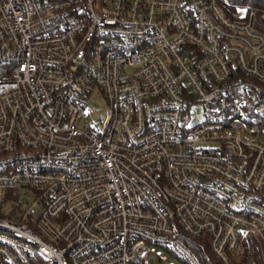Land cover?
<instances>
[{"label": "built area", "instance_id": "built-area-1", "mask_svg": "<svg viewBox=\"0 0 264 264\" xmlns=\"http://www.w3.org/2000/svg\"><path fill=\"white\" fill-rule=\"evenodd\" d=\"M227 7L0 0V264H264V34Z\"/></svg>", "mask_w": 264, "mask_h": 264}, {"label": "trees", "instance_id": "trees-1", "mask_svg": "<svg viewBox=\"0 0 264 264\" xmlns=\"http://www.w3.org/2000/svg\"><path fill=\"white\" fill-rule=\"evenodd\" d=\"M227 3L230 13L244 10L248 14L253 11L255 13L254 28L264 34V0H227ZM187 245L202 264H222L212 256L208 246L201 239H188ZM231 264H261L258 255L255 253L254 244L248 241L242 251L231 260Z\"/></svg>", "mask_w": 264, "mask_h": 264}, {"label": "rangeland", "instance_id": "rangeland-1", "mask_svg": "<svg viewBox=\"0 0 264 264\" xmlns=\"http://www.w3.org/2000/svg\"><path fill=\"white\" fill-rule=\"evenodd\" d=\"M239 13L241 15L244 14V10H239ZM199 113V109H195L191 112L192 119H195V114ZM85 114L88 116V119L92 121V123L99 122V120H102V127L105 125L109 118V110L108 107L103 100V98L99 94H92L90 97V102L88 106L86 107Z\"/></svg>", "mask_w": 264, "mask_h": 264}]
</instances>
